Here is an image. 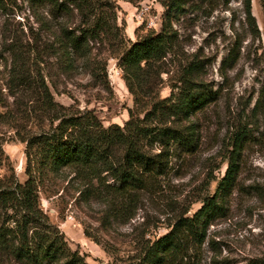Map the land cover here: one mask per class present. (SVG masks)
I'll list each match as a JSON object with an SVG mask.
<instances>
[{"label":"trees","instance_id":"1","mask_svg":"<svg viewBox=\"0 0 264 264\" xmlns=\"http://www.w3.org/2000/svg\"><path fill=\"white\" fill-rule=\"evenodd\" d=\"M107 5L113 8L106 0H0V119H7L11 110L23 111L21 96L32 101L33 115L39 119L36 130L20 136L26 142L27 178L22 181L15 172L0 175V264H90L44 211L40 193L46 179L70 174L79 199L105 202L103 222L112 214L132 217L142 193L166 187L173 159L195 151L200 134L193 115L218 97L201 79L203 65L196 54L177 60L179 34L170 13L163 15L161 29L131 40L116 13L111 21ZM23 12L33 23L17 17ZM75 14L81 20L71 27L69 19ZM246 18L252 32L260 34L251 0L246 2ZM104 38L112 42L134 95L124 124L105 125L93 108L57 103L44 74L31 64L32 57L44 63L39 53L47 51L58 54L68 71L80 58L91 59V41ZM233 54L227 55L223 67L231 65ZM173 63L171 93L160 96L153 84ZM8 119L17 132L23 129L16 117ZM246 135L241 123L231 133L227 167L215 191L200 197L194 212L188 213L187 206L169 217L167 231L136 246L138 254L130 264H195L194 249L204 243L214 216L238 184ZM102 245L116 258L112 244Z\"/></svg>","mask_w":264,"mask_h":264},{"label":"rangeland","instance_id":"2","mask_svg":"<svg viewBox=\"0 0 264 264\" xmlns=\"http://www.w3.org/2000/svg\"><path fill=\"white\" fill-rule=\"evenodd\" d=\"M20 2L22 0H19ZM104 7L111 16L117 14L118 24L131 40L152 29H161L166 13L172 17L178 31L177 60L182 62L191 53L201 60V79L217 90V98L204 110L193 115L199 127L195 151L175 157L166 187L157 192H144L132 217L116 214L103 222L107 205L102 200L83 201L78 198L71 175L52 174L42 185L41 205L50 221L63 230L72 248H78L90 264H130L138 254L136 246L167 231L169 217L190 206L188 213L200 205V197L212 194L227 167V147L230 135L239 125L246 128L242 148V168L239 181L221 212L214 216L204 243L194 249L195 264H264V5L263 0H251L260 34H254L246 18L247 0H106ZM167 1V0H166ZM27 13L28 10H27ZM26 13L17 17L26 20ZM81 17L69 19L71 27ZM35 24V23H34ZM29 33V29L26 28ZM33 40V39H32ZM33 44V41H32ZM91 59L80 58L66 71L58 54L39 53L44 63L31 64L40 70L55 101L72 108H93L105 125L124 124L128 107L134 105L123 69L113 51L110 39L91 41ZM234 51L233 62L223 67L227 55ZM194 58V57H193ZM175 61V60H174ZM105 65V71L102 67ZM174 63L154 82L160 96L171 93ZM97 71V75L93 74ZM23 99L22 112H6L16 117L17 128L0 119V175L15 172L20 180L27 178L26 142L20 136L36 130L39 120L32 112V101ZM15 109V108H14ZM14 121V120H13ZM12 121V122H13ZM228 143V145H227ZM154 150H159L155 148ZM75 184V185H74ZM105 218V217H104ZM88 232V234H87ZM89 235H92L89 236ZM112 244L116 258L93 240ZM134 257V259H133Z\"/></svg>","mask_w":264,"mask_h":264}]
</instances>
